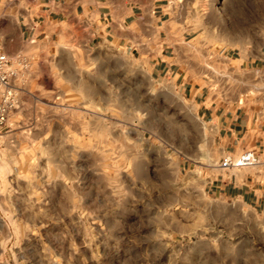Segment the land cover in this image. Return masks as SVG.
Listing matches in <instances>:
<instances>
[{"label":"rangeland","instance_id":"374dc122","mask_svg":"<svg viewBox=\"0 0 264 264\" xmlns=\"http://www.w3.org/2000/svg\"><path fill=\"white\" fill-rule=\"evenodd\" d=\"M181 2L128 44L60 38L54 61L25 49L15 63L0 143L10 264H264V211L209 189L243 151L224 153L196 102L264 111V0ZM4 13L0 30H19ZM163 41L173 72L156 75L148 43Z\"/></svg>","mask_w":264,"mask_h":264},{"label":"crops","instance_id":"0c3cea01","mask_svg":"<svg viewBox=\"0 0 264 264\" xmlns=\"http://www.w3.org/2000/svg\"><path fill=\"white\" fill-rule=\"evenodd\" d=\"M5 1V0H4ZM0 7L4 14L16 19L19 30L5 27L0 37L7 53L32 52L39 63L54 61L60 38L70 44L89 45L94 41L110 40L128 44L137 34L154 33L167 11H183L181 0H11ZM162 33L159 35L161 36ZM151 42V41H150ZM150 61L156 75L173 72L174 46L163 41L153 46ZM16 48L12 50V48ZM24 47V48H23ZM157 50V51H156ZM264 71V48L257 58ZM255 59H248L251 63ZM212 94V93H210ZM197 93V112L217 131L215 139L224 153L237 155L252 149L259 163L216 173L210 191L226 199L237 200L247 209L264 211V111L236 106L220 101L219 96ZM236 168V167H234ZM7 173H0V188L6 183ZM11 223L0 215V264L8 261L7 243L10 241Z\"/></svg>","mask_w":264,"mask_h":264},{"label":"built area","instance_id":"2783aa9c","mask_svg":"<svg viewBox=\"0 0 264 264\" xmlns=\"http://www.w3.org/2000/svg\"><path fill=\"white\" fill-rule=\"evenodd\" d=\"M29 65L28 59L22 53L11 55L6 52L0 37V143L2 131L7 125L11 113L19 105V93L14 84L17 75L15 63ZM259 163L258 154L252 150H245L236 159L228 156L223 159L220 166L224 169L234 167L253 166Z\"/></svg>","mask_w":264,"mask_h":264}]
</instances>
